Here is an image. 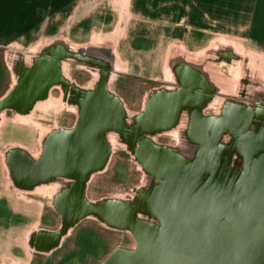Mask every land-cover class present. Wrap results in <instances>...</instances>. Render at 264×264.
<instances>
[{
  "label": "crops",
  "instance_id": "0c3cea01",
  "mask_svg": "<svg viewBox=\"0 0 264 264\" xmlns=\"http://www.w3.org/2000/svg\"><path fill=\"white\" fill-rule=\"evenodd\" d=\"M192 34L233 40L222 48L232 58L241 41L245 61L264 65V0H0V264H102L116 249L136 247L129 227L101 213L108 199L85 196L82 182L55 172L22 178L16 169L42 161L48 139L71 132L58 126L64 110L74 115L93 92L105 90L120 114L124 96L163 103L158 91L179 89L171 87L174 61L205 59L188 54L193 45L205 48ZM233 96L216 107L252 105ZM73 184L76 196L64 211L57 192ZM109 227L118 230L112 240Z\"/></svg>",
  "mask_w": 264,
  "mask_h": 264
},
{
  "label": "water",
  "instance_id": "95a60500",
  "mask_svg": "<svg viewBox=\"0 0 264 264\" xmlns=\"http://www.w3.org/2000/svg\"><path fill=\"white\" fill-rule=\"evenodd\" d=\"M105 94L102 89L93 92L87 105L96 108L108 104L110 101L100 99L108 98ZM156 96L164 101L157 103L156 110L168 111V117L156 118L153 124L143 115L139 129L151 131L169 124L185 105L186 96L180 88L160 90ZM111 103L118 106L115 99L111 98ZM258 104L230 102L222 115L202 118L211 137L202 141L193 157L143 139L145 147L139 155L153 173V184L142 188L131 202H115L111 207L107 202L101 207L106 219L132 230L136 247L118 248L102 264H264V140L260 130L245 139L242 128L250 118L260 115L264 104ZM94 119L100 126L108 121L99 116L82 121ZM234 127V138H226ZM90 131L83 127L79 133L89 139ZM76 133L53 134L43 160H25L23 168L17 167V174L27 178V173L56 172L55 146L66 151L77 139ZM239 152L243 155L234 162L232 155ZM66 164L62 161L60 165Z\"/></svg>",
  "mask_w": 264,
  "mask_h": 264
},
{
  "label": "flooded vegetation",
  "instance_id": "af4514ba",
  "mask_svg": "<svg viewBox=\"0 0 264 264\" xmlns=\"http://www.w3.org/2000/svg\"><path fill=\"white\" fill-rule=\"evenodd\" d=\"M217 52L220 56L228 59L232 58L231 50L220 48ZM177 59L173 63L175 79L171 87L183 89L186 96L184 115L176 116L165 127L158 126L151 131L139 129L141 116L144 114L148 116L149 122L153 124L156 118L168 117L167 112L156 110L154 101L150 103V94L143 105L134 103L129 96H124L122 100L125 104L126 102L128 104L126 105V110L121 114L112 105L109 96L108 98L106 97L107 100L104 96L102 97L104 101H110L108 104L96 108L88 105L78 106V110L74 115L71 111L65 109L64 119L60 120L58 124L60 130L77 132L76 135H78L81 128L87 127L91 129L92 136L88 133L90 138L83 140L77 137L81 142L75 138V140L70 142V148L66 151L56 145L55 156L58 159L59 166L55 173L74 177V182H80V185L81 182L83 183L85 196L97 200L101 199V202L104 199H108L109 204L107 205L111 207L115 202H120L119 200L121 199L129 202L133 201L142 188L153 184V173L145 168L139 155L140 149L145 147L143 145L144 140L147 139L156 145L169 147L183 156L193 157L197 155L196 153L201 147L202 141L211 137L209 135L210 128L205 125L202 118L210 117L211 115H222L226 111L228 102L223 105L220 103L218 107L214 103L216 101L215 96L220 91L213 87L211 75L205 70L206 61H209V59L205 58L199 63H187L181 58ZM205 97L206 99L204 100ZM233 97L239 98L237 96ZM239 99L251 103L250 97L247 100L245 98ZM259 114L261 115H259L260 117H256L255 120L250 118L249 122L242 126L245 139L249 138V133L252 131L260 130V134L263 137L261 139L264 140V107L259 111ZM88 116L105 117L108 121L107 124L102 126L95 119V121L89 122L80 121L82 117ZM237 121L239 123L240 117ZM231 130L229 138L233 139L235 127ZM239 155H243V153L239 152ZM148 157L151 158L150 155ZM125 160H130L142 167L150 175L148 181L145 177L142 180L139 179L140 171L138 172L133 168L132 179L141 181L138 184L133 183L130 188L125 186L123 180ZM62 161H66L67 164L60 165ZM144 179H146V182ZM75 191L76 185L73 184V186L63 188L57 192L56 200L67 206L64 211L69 210L70 206L68 203L70 199L75 198ZM116 217H119L118 212H116ZM117 231L114 227L108 228L111 240ZM101 242L104 244L103 240Z\"/></svg>",
  "mask_w": 264,
  "mask_h": 264
},
{
  "label": "rangeland",
  "instance_id": "374dc122",
  "mask_svg": "<svg viewBox=\"0 0 264 264\" xmlns=\"http://www.w3.org/2000/svg\"><path fill=\"white\" fill-rule=\"evenodd\" d=\"M200 35L197 34L196 36L192 34L189 35V38L194 42L202 40L204 42L205 48L202 49L201 45H193V49H188V54L195 59L200 56L209 59V61H206L207 63L205 66L209 68L210 73L215 77V79L211 81V83L214 85L213 87L220 91V96H216V105L218 101H222L224 99L223 96L226 94H232L239 98H245L246 100L250 97L251 101H249L251 103L263 104L264 65L259 63H247L245 61L246 55L244 53V44L241 41L238 42L240 46V48L237 50L239 55L235 56V58L228 59L220 56L217 50L218 48L228 46L229 41L233 40L223 37L220 34ZM230 44L232 43L230 42ZM129 84L131 85V83ZM115 86L122 94H127L128 91H124L123 87L119 86V83L115 84ZM134 86L136 87V85ZM133 168L138 172L140 171L138 177L139 179L142 180L144 177L146 179L148 178L147 173L142 169V167L137 165V163H133L130 160H125L123 180L125 186L128 188H130L133 183L138 184L141 181H135L132 179L131 175L134 173L132 171ZM146 179H144L145 182ZM123 237V243L125 245H128L132 240L130 234L127 232L124 233Z\"/></svg>",
  "mask_w": 264,
  "mask_h": 264
},
{
  "label": "bare ground",
  "instance_id": "6f19581e",
  "mask_svg": "<svg viewBox=\"0 0 264 264\" xmlns=\"http://www.w3.org/2000/svg\"><path fill=\"white\" fill-rule=\"evenodd\" d=\"M107 233H109V232H107ZM116 236V235H115ZM110 237V236H109ZM113 238V237H112Z\"/></svg>",
  "mask_w": 264,
  "mask_h": 264
}]
</instances>
